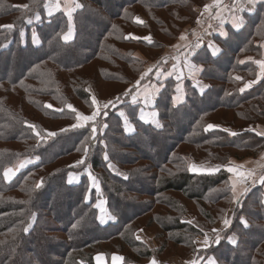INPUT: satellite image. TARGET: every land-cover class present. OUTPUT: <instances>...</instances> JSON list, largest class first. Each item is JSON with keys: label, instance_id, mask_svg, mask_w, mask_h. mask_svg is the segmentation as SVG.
<instances>
[{"label": "trees", "instance_id": "1", "mask_svg": "<svg viewBox=\"0 0 264 264\" xmlns=\"http://www.w3.org/2000/svg\"><path fill=\"white\" fill-rule=\"evenodd\" d=\"M44 2L0 0V25H15L0 30V264H96L97 255L107 264L113 255L123 258L120 264L172 257H193L196 264H208L210 258L216 264H264V184L240 187L234 202L233 173L226 171L264 154V137L251 131L264 127V77L251 90H239L257 75L255 63L241 65L240 60L260 59L264 5L220 43L218 57L204 51L195 57L201 79L210 85L204 94L188 88L185 102L175 106V82L164 83L155 106L157 128L136 118L130 96L149 81L148 68L163 60L165 47L196 23L194 8L205 0H76L83 7L73 12L74 36L68 42L61 38L68 27L63 12L28 25L27 18L43 13ZM139 14L142 24L135 22ZM92 96L120 103L104 110L107 117L103 111L97 116L94 140L92 122L72 128L75 113L67 108L71 104L90 115ZM118 112L134 133H126ZM210 124L219 129L205 131ZM232 128L237 135L222 130ZM47 132L56 135L47 137ZM85 147V163L77 164ZM24 159L36 162L6 182L3 170ZM191 164L219 170L196 174ZM84 171L96 187L86 176L77 184L67 182L69 174ZM100 202L114 223H99ZM188 215L193 218L185 222ZM141 229L152 234L155 248L137 241ZM205 234L209 244L199 250L195 240ZM229 236L236 237L235 245Z\"/></svg>", "mask_w": 264, "mask_h": 264}, {"label": "crops", "instance_id": "2", "mask_svg": "<svg viewBox=\"0 0 264 264\" xmlns=\"http://www.w3.org/2000/svg\"><path fill=\"white\" fill-rule=\"evenodd\" d=\"M61 2H62V0H61ZM242 2H243V0H242ZM211 3H213V0H205L203 6L194 8L195 12L198 13L199 17H198L197 21H199V23H197V21H196V23L194 25L189 26V27H185L182 30V32L179 35V37L177 38V40L173 44L167 45L165 47V50H164L163 55H162V59L163 60L161 62H159V63L151 64L149 66V68H148V69H152V72H153V74L151 73L149 81L146 84L142 85V86L140 85V86L136 87L134 92L131 94L130 99H129V103L131 105H133V106H136V118L141 123L150 124V123H145L143 120H141L140 119L141 116L147 117L148 114H152L153 112L158 113V110L155 107L156 106V102L158 100L159 94L161 93L162 89L164 88V83L166 81H168V80H173L175 82L174 90H173V93H172V104L174 105V102H173V97L174 96L179 95V96L182 97V100H183V102L175 103V106L181 105V104H183L185 102L186 91H187L188 88L194 90L198 95L204 94L210 88V85L207 82H205V81H203L201 79V76H200L201 75V67L197 66L195 57H197V55H199L203 51H204L203 53L206 52L208 55H210L213 58L218 57L221 54V52H222L220 43L223 42L228 37L230 32H239V31H241L244 28V26L246 25V21H247L246 17L249 16V15H253L259 5H264V0H256V3L254 5H245L244 10L243 11H239L237 13L239 16H241L243 18V26L240 27L239 29L234 27L233 21H232V19L230 17V14L227 11H225L223 13V15H224V22L223 23H221V21L219 19H216L214 17L210 18L209 14H207V13H205L204 15H201V13L204 11V7L206 5L211 4ZM223 3H224V5H231L232 4V0H223ZM215 11H216L215 9L212 10L213 13H215ZM56 13H58V12H56ZM47 18H49V17H46L45 19H47ZM138 20L140 22H138ZM144 21H145V19L140 14L138 16H136V18H135V22L138 23V24H142ZM209 25H211V27H209ZM225 33H226V36L224 35ZM181 36L186 37V39L182 40ZM131 37L132 38L133 37H139L140 39H143L140 36H135V35H131ZM145 38H149V37L146 36ZM145 40L149 41V39H145ZM197 44H199L201 46L199 48H196L195 45H197ZM209 46H212L213 49H215V48L220 49L219 53L217 55H212ZM260 49L261 50H260V59L259 60H264V41L260 44ZM193 51L195 52V55H190L189 56L188 54L190 52H193ZM186 56L192 63H194L197 66V69H198V71H196L195 76L193 78H189L188 70L184 66V60H185ZM165 60L167 61L166 63H164ZM241 61H243L244 63H241ZM254 61H256L254 56L247 55V56L243 57L240 60V64L241 65L250 64V63H254ZM158 65H162L164 71L170 72L172 74L171 75H167V76L161 74L158 77V75H157V66ZM174 65L176 66L175 70L173 69ZM181 68L184 69L183 78L178 80L177 79V73L181 70ZM258 74H259V68L257 66L256 78L254 80L244 81L242 83V85L240 86L239 90L241 88H245L246 84H248L249 82H253V81H255V82L251 83V86L245 88V90L243 92L251 90L254 86H256L263 78V77H261L259 80H257ZM236 77H239V76H236ZM239 78L240 79H237V80L241 81L242 78L241 77H239ZM197 82H199V87H194V85H196ZM178 84L183 89V91L181 93H177L176 92V88H177ZM89 92H91L90 89H89ZM132 95H137L138 96V100H137L136 103L132 102ZM147 95H151L153 97V99H154V104L151 107H146L142 103V98L144 96H147ZM92 97H91V99H92ZM96 101H97V103H96V105H93V111H92V113L90 115H92L93 112L97 111V110H100V112H102V111L105 110L104 109V105L107 104L108 107H109V106H111L114 103V99H110V100H97L96 99ZM114 106H116V105H114ZM121 114H122L121 112H118V115L123 120L124 128H125V124L129 128V131H127L126 128H125L126 133L128 135L134 133V131H135L134 127L132 125H130L126 121L124 115H121ZM153 120L157 121L158 120V115L156 117H153ZM76 123H77V121L75 122V124ZM152 124L155 125V122H152ZM152 124H150V125H152ZM131 129H134V131L131 130ZM218 129H219V127L217 126L214 130H218ZM228 130H230L232 132L235 131L233 128L232 129H228ZM251 131L254 132L255 134L264 133V127H262V126H254V127L251 128ZM258 136L264 137V134L258 135ZM35 162H36V160H35ZM199 166L200 167H205L206 166L207 168L210 167V166L216 167V165H213V164H202V165H199ZM199 166H197V167H199ZM256 166H258V172L253 174L254 177L252 179L250 178L248 180V182H249L248 184L247 183L237 184L236 189H238V190H236V193H235L236 197H238V195H240V192H241L240 191L241 190L240 187L246 188V187H248V185H252L253 184V182H252L253 180H255V183L260 181L259 177L263 174V171H264V154H261V156H259L257 159L247 160V161H245V162H243L241 164L233 166V167H237V169L239 171L241 170V171H245V172H246L247 168H249V167L252 168V167H256ZM78 175H79V180H80L81 176H85L83 173L82 174H78ZM117 175L121 176L120 173H117ZM232 177L233 178H231V182H233L236 179L234 174H233ZM262 190H263V201H262V203H263V208H264V187L262 188ZM233 206H234V203L232 204V207H231V209L229 211L230 214L232 212ZM97 209L99 211L98 212V221H99V223L101 225L102 224L106 225L108 223H114L116 221L114 217H111L110 215L106 216V213L103 212L106 219H105L104 223H101L100 222V214H99L101 211L99 210L98 207H97ZM230 214H229V216L227 218L230 217ZM187 217L190 218V221L193 218L190 215H188ZM187 220H188V218L185 220V222H188ZM217 228H218V226L215 229H217ZM142 231H144L146 234H148L150 236L149 240L152 242V245H148L149 249L155 248V243L153 241L152 234L147 232L145 229H141L138 233H140ZM138 233H136V238L138 236ZM137 240L139 242H141L140 239H137ZM203 240H204V237H199V238H197L195 240V246H196L197 249H205V248H207L208 245L205 246L203 244ZM143 244L145 245V242ZM201 244L203 245V247L199 248V246ZM97 256H95V263L96 264H107L104 256L99 255V256H102V260L99 261V262L96 260ZM113 257H120V256L119 255H113L110 258V261H109L110 264H120L121 263V259L114 260ZM151 261L148 264H151ZM192 261H195L193 257H188L185 260L179 259L177 257H172V258H170V259H168L166 261H157V264H172V263L173 264H191Z\"/></svg>", "mask_w": 264, "mask_h": 264}, {"label": "snow or ice", "instance_id": "3", "mask_svg": "<svg viewBox=\"0 0 264 264\" xmlns=\"http://www.w3.org/2000/svg\"><path fill=\"white\" fill-rule=\"evenodd\" d=\"M35 3H36V0H32V5L33 6H35ZM255 3H256V0H243V2H242V0H232V4L231 5H224L223 0H213V3H211L209 5H206L204 7V11L201 13V15H204L205 13H207V14H209L210 18L214 17L216 19H219L221 21V23H223L224 22L223 13L225 11H227L230 14V17H231V19L233 21L234 27L239 29L240 27L243 26V18L241 16H239L237 13L239 11H243L245 5H254ZM21 7L23 9H26V10H31L29 5H23ZM82 7L83 6L80 3L76 2V0H65V3H64L63 7L61 6V0H45V2H44L45 14L48 17L54 16L55 13L58 12V11H63L64 14L67 16V23H68L67 32L63 33L62 36H61V38L65 42L70 41L73 38V36H74V25H73V22H72L73 21V12L75 11V9H79V8H82ZM213 9L216 10L215 13L212 12ZM35 19L37 21L40 20V14L39 13L35 14ZM27 22L31 23L32 22V18L31 17L27 18ZM138 22H140V21L138 20ZM197 23H199V21H197ZM14 27H15V25H13V24L0 25V30H3V29L11 30V29H14ZM209 27H211V25H209ZM224 35L226 36V33ZM21 36H23V33H21ZM133 38L134 39H140L139 37H133ZM32 39H33V43L34 44L38 43V41H39V38H38V36L35 33L33 34V38ZM145 39H149V42H150V38H145ZM181 39L182 40L186 39V37L181 36ZM200 46L201 45H199V44L195 45L196 48H199ZM209 48L211 50V54L212 55H217L219 53V51H220V49H218V48L213 49L212 46H209ZM188 55L189 56L190 55H195V52L194 51L190 52ZM166 62L167 61L165 60L164 63H166ZM241 63H244V62L241 61ZM254 63L259 68V74L257 76V80H259L261 77H264V60H257V61H254ZM184 66L188 70L189 78H193L195 76L196 71H198V69H197V66L194 63H192L187 58V56L185 57V60H184ZM175 68H176V66L174 65L173 69L175 70ZM149 71L151 72L152 69H149ZM183 71H184V69L181 68V70L177 73V79L178 80L183 78ZM161 74L167 76V75H171L172 73L164 71L162 65H158L157 66V75H158V77ZM145 75H147V73ZM141 79H143V77H141ZM236 79H240V78L236 77ZM254 82L255 81L249 82L248 84L245 85V88L250 87L251 83H254ZM194 87H199V82H197V84L194 85ZM245 88H241L240 91L243 92L245 90ZM129 91L131 92V90H129ZM182 91H183V89L178 84L177 88H176V92L177 93H181ZM137 100H138V96L137 95H132V102L136 103ZM173 102H174V105L177 102H183L182 97L179 96V95L174 96L173 97ZM96 103H97L96 98L93 96L92 97V104L96 105ZM142 103L146 107H151L154 104V99H153V97L151 95H147V96H144L142 98ZM45 107L51 109L53 106L48 104V105H45ZM107 107H108L107 104L104 105V109H107ZM67 108L70 111L75 113V119H76L77 123L72 125L71 126L72 128H84V127H87L89 125V122H92L91 123V128H90V131H91L90 139L94 140L96 138V133H97V127H96V124L94 122H95L97 116H99L101 114L100 110L94 111L92 115H82L79 112H77L73 108V106L71 104H68ZM54 110L55 111H63V109H54ZM121 115H123V114H121ZM157 115H158V113H156V112L152 113L153 117H156ZM103 116L107 117V111H103ZM140 119L143 120L145 123L152 122V121L147 120L144 116H141ZM26 126L28 128H30V129H32L33 133L39 139H45V135L42 134L41 131L38 130L35 125L26 122ZM104 127L105 128L107 127L106 123L104 124ZM155 127H157V128L161 127V125L159 124L158 121H155ZM216 127L217 126H214V125L210 124V125L207 126L205 131L214 130ZM68 130L69 129H67V128L61 129L62 132H66ZM131 130L134 131V129H131ZM222 130L228 132L229 135H232V136L237 135L236 132H232V131H230L228 129H222ZM257 134L258 135H262L264 133H257ZM55 135H56L55 132H47L46 133L47 137H53ZM87 152H88V149H87V147H85L84 148V157L81 160L77 161V164H84L85 163ZM105 159H107V155H105ZM17 166H22V164H18ZM189 170L192 171L193 173H196V174H209V175H211V174H214L215 171L219 170V166H216L213 169H203V170H201V169L197 168V166L195 164H191V165H189ZM226 171H228L229 173H233L235 175V177H236V179L232 183V189L231 190L234 193V202H238V197L235 196L237 184L247 183L248 180L253 176V173L251 171H248V172L239 171L237 169V167H232V166L227 167ZM14 174H15V169L13 167H6L3 170V178L6 181L10 182L12 177L14 176ZM125 179H127V176H125ZM259 180H260V183L264 184V174H262L259 177ZM69 182H71V181H69ZM93 182H95V178H93ZM252 182L255 183V180H253ZM41 185H42V181H41L40 184H37V187H40ZM245 191H247V189H245ZM97 207L99 208V210L101 212L105 211L104 208L101 207L100 205H97ZM32 219L34 220L35 217L33 216ZM223 223H224L225 226H229V224H230L228 219H224ZM241 223H243L245 225V227L248 226L247 225V221L244 220L243 218H241ZM30 227H31V224H29L28 226L24 227L23 231L25 233H27L29 231ZM73 227H76V225H73ZM213 231H216V230L214 229ZM137 239H140V237L137 236ZM220 240H221V237L219 235H217L216 238H215V243L219 244ZM227 240L232 245H235L237 243L235 236H229V237H227ZM203 244L205 246H207L209 244V240L207 238V234H205V238L203 240ZM113 259L116 260V259H123V258L122 257H113ZM96 260L99 262V261L102 260V257L98 255L96 257ZM151 264H157V261L155 260V258L152 259ZM191 264H196V262L192 261ZM208 264H216V261L214 259L210 258L209 261H208Z\"/></svg>", "mask_w": 264, "mask_h": 264}, {"label": "rangeland", "instance_id": "4", "mask_svg": "<svg viewBox=\"0 0 264 264\" xmlns=\"http://www.w3.org/2000/svg\"><path fill=\"white\" fill-rule=\"evenodd\" d=\"M64 3H65V0H62V2H61V6L63 7L64 6ZM58 12H63V11H58ZM64 13V12H63ZM46 17H48L46 14H45V9L43 10V13L40 15V20H42L43 18H46ZM39 20V21H40ZM34 22H38L36 19H35V16L32 18V22L31 23H34ZM28 23V22H27ZM31 23H28V25H30ZM23 33V37H24V32H22ZM36 44H38V43H36ZM115 100H116V98H114ZM119 102V101H118ZM118 102H115V103H113V106L114 105H120V103H118ZM147 120H149V121H152V122H155L154 120H153V116H152V114H148L147 115V117H145ZM157 121H159V119L157 120ZM152 122H150V124H152ZM159 124H160V121H159ZM153 126H155L154 124H152ZM125 128H126V130L127 131H129V128H128V126L125 124ZM35 162V159H24V160H20L19 162H17V164L16 165H14L13 166V168L15 169V174H14V176L12 177V179L23 169V168H26L27 166H29V165H31V164H33ZM18 164H22V166H17ZM197 168H199V169H201V170H203V169H213V168H215L214 166H210V167H197ZM241 171V170H240ZM248 171H251L253 174L254 173H256V172H258V166H256V167H249V168H247V170H246V172H248ZM83 174L89 179L88 181L90 182V185L91 186H93V187H96L97 186V181L95 180V182H93V177L88 173V171H84L83 172ZM254 177V175L251 177V179ZM11 179V180H12ZM6 181V180H5ZM69 181H71V182H69ZM6 182H9V181H6ZM67 182L69 183V184H76V183H78L79 182V175L78 174H75V173H71V174H69L68 176H67ZM249 182H247V184H248ZM98 205H100L101 207H103V204L100 202V203H98ZM232 207V206H231ZM104 208V207H103ZM231 209V208H230ZM100 214V222L101 223H104V221H105V216H104V213L103 212H100L99 213ZM229 214H230V212H229ZM108 214L106 213V216H107ZM109 217V216H108ZM188 218V222L190 221V218L189 217H187ZM186 218V219H187ZM185 219V220H186ZM103 221V222H102ZM218 229V228H217ZM140 230H138L136 233H138ZM142 233V234H141ZM136 235V234H135ZM138 236L140 237V240H141V242L140 243H144L145 242V245L148 247V245H152V242L149 240L150 239V236L148 235V234H146L144 231H142V232H140V233H138ZM137 239V238H136ZM146 240V241H145ZM138 241V240H137ZM203 247V245L201 244L200 246H199V248H202ZM149 248V247H148ZM199 250H202V249H199ZM102 257V256H101ZM173 264V263H172Z\"/></svg>", "mask_w": 264, "mask_h": 264}]
</instances>
